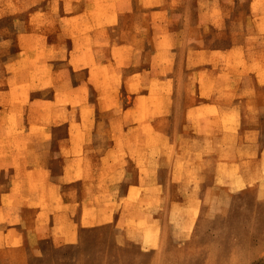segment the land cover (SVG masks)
Listing matches in <instances>:
<instances>
[{"label":"crops","instance_id":"1","mask_svg":"<svg viewBox=\"0 0 264 264\" xmlns=\"http://www.w3.org/2000/svg\"><path fill=\"white\" fill-rule=\"evenodd\" d=\"M4 1L0 0V21L23 13L26 18L6 28L0 24V216L5 209L17 220L5 228L0 221V262L3 249H12L15 243L48 240L72 245L88 229L117 226L125 216H117L113 208L121 200L128 203L131 193L141 190L142 176L147 189L158 193L165 191L160 172L167 171L169 182L182 190L188 171L194 175L207 161L199 155L201 145L213 144L203 141L197 129L218 126L222 115H237L239 126L246 129L245 138L252 129L264 135V0H47L44 9L36 0H14V13L3 7ZM152 1L158 8L154 12ZM173 6L176 17L170 18ZM153 13L162 16L158 32L152 24L143 27L132 18L125 21V16L151 18ZM152 30L153 37L159 34L142 74L143 95L127 91L137 84V74L120 68L109 74L124 86L129 98L122 118L114 119L110 127L127 130L112 136L109 151L98 152L103 138H93L86 129L102 126L93 112L110 111L107 103L114 108L117 98V90L105 88L104 45L117 54L118 63L122 59L125 64L131 59L129 49L137 48L138 33ZM11 31L14 38L8 36ZM113 31L122 36L114 39ZM11 46L15 52L9 56ZM169 62L176 63L173 76L168 75ZM28 64L37 65L41 72L30 77L19 68L11 71L13 66ZM153 80L160 85L156 91L151 88ZM171 80L178 86L170 91L165 86ZM45 93L50 97L45 98ZM73 99L80 101L79 111L93 115L78 122V133L70 122L65 123L67 135L58 141L63 147L58 153L61 170L55 174L49 152L55 128L61 126L55 116L71 111L69 105L59 108L57 104L61 100L71 104ZM137 105L150 127L171 130L160 137L132 135L135 125L130 114ZM24 127L26 132L35 128L37 134L25 135ZM241 140L245 150H251L254 141ZM137 144L145 145L142 151H137ZM157 148L161 152L154 156ZM259 151L257 158L264 148ZM127 164L135 170L132 180ZM121 174L126 184L119 195ZM3 175L11 179L4 193ZM150 198L161 197L151 194ZM8 202L30 210L31 218L23 217L24 210L3 209Z\"/></svg>","mask_w":264,"mask_h":264},{"label":"rangeland","instance_id":"2","mask_svg":"<svg viewBox=\"0 0 264 264\" xmlns=\"http://www.w3.org/2000/svg\"><path fill=\"white\" fill-rule=\"evenodd\" d=\"M36 1L39 2L41 9L45 8L47 0ZM154 2L152 1L151 5L153 12L158 10L153 5ZM3 5L13 13L17 11L14 0H5ZM22 6L26 9L28 4L25 6L22 4ZM21 8L20 6L19 9ZM175 8V6L171 7L170 18L176 17ZM161 17L159 13H153L151 18L136 14L125 16V21L132 18L143 27L152 24V29H157L155 31L158 32ZM25 18V13L20 16L3 17L0 24L6 28L15 24L16 20ZM11 32L8 36L14 38L13 31ZM121 34L113 31L111 36L115 39L122 36ZM158 34L153 37V30L138 33L137 48L129 49L131 59L125 64L122 59L118 63L117 54L111 53V47L104 45L102 71L105 77V88L110 89L111 92L117 90V98L114 108L113 104L107 103L106 107L112 108L110 111L96 112L95 110L93 112L95 120L102 123V126L86 129L91 132L93 138H103L102 144H98V152L102 149L104 152L109 151L112 136L123 135V130H127L119 126L110 127V125L114 119L119 121V118H122L123 108L128 105L129 98L125 97V92L143 95L145 80L142 74L149 67L150 54L156 50L153 44ZM143 37H145L144 40H142ZM14 52L15 48L11 46L9 56ZM166 66L170 69L168 75L173 76L176 63L169 62ZM239 67L240 65H237L236 69ZM18 68L22 72H27L30 77L41 72L37 65L31 64L13 66L11 71L17 72ZM118 68L125 70L126 74L129 72L137 74L135 76L138 79L137 84L130 86L127 91L122 84L118 86V80L115 81L114 77L109 75L114 70L118 71ZM139 74L141 76H138ZM146 84L149 88V81ZM177 86L176 81L171 80L165 89L171 91ZM151 88L156 91L160 85L153 80ZM20 97L23 98L22 95ZM44 97L49 98L50 95L45 93ZM94 98H90L91 102ZM27 102L28 98L25 97V103ZM66 105H69L71 111L56 113L55 121L61 123V126L55 128L53 133L55 140L49 147L55 174H59L61 170L58 153L63 147L62 145L60 147L58 141L67 135L65 123L70 122L75 133H78V122L85 120L88 116L91 118L93 115V113L79 111L81 104L76 99H73L71 104L61 100L57 107L63 108ZM212 114L216 115V113L209 115ZM130 119L135 125L131 134L135 136L156 137L161 132L166 133L171 130L163 126L149 127L148 123L144 122V112L138 111V105L137 111L131 112ZM114 123L116 125L118 122ZM217 123L218 126L214 128L197 129V135L203 141L209 139L213 144L201 145L199 155L207 161L201 162V169L194 171V175L188 171L182 190L177 191L176 184L169 182L167 171L160 172L159 178L161 182H165V191L158 193L153 189H147L142 176L141 190L131 193L128 203L121 200V203L113 208L117 216L121 217L122 213L125 216V219L121 218L116 223L117 226L110 223L88 229L90 231L82 232L81 238L72 245H54L48 240L38 241L35 245L26 242L21 246L15 243L14 248L3 249V260L0 264H264V153L261 154V158H257V154H260L258 150L264 148V135L261 131L258 133L256 129H252V132L248 133L249 137L245 138L246 129L239 126L238 116L234 114L230 117L222 115ZM23 130L25 135L37 134L35 128L29 129V132H26L25 127ZM241 139L254 141L250 145L251 150H245V144H242ZM136 146L137 151L143 150V144ZM95 148L96 145L93 144V150H96ZM154 152L153 155L157 156L161 149L157 148ZM241 157H244L242 162ZM126 170L129 174L131 173L130 180L134 179L133 166L127 164ZM124 178L123 174L119 177V195L123 193L126 184H124ZM9 179V176L3 175V193L7 191ZM51 179H53L52 176ZM146 179L149 180V176ZM55 188L58 190V187L55 186ZM30 189H33V185ZM60 192L62 194V191ZM151 194L159 195L161 198L151 199ZM5 207L15 212L26 211L27 214L23 217L27 219L32 216L30 210L11 206L9 202L3 205V209ZM0 221L3 222V228L17 222L16 216L5 209L3 216H0Z\"/></svg>","mask_w":264,"mask_h":264},{"label":"bare ground","instance_id":"3","mask_svg":"<svg viewBox=\"0 0 264 264\" xmlns=\"http://www.w3.org/2000/svg\"><path fill=\"white\" fill-rule=\"evenodd\" d=\"M254 3H255V2H254ZM260 8H261V7H260ZM214 12H215V11H214ZM218 12H219V11H218ZM218 12H217V13H218ZM216 19H217V18H216ZM258 20H259V19H258ZM257 23H258V22H257ZM211 35H212V34H211ZM243 41H244V40H243ZM238 51H239V50H238ZM217 54H218V53H217ZM236 58H238V57H236ZM247 59H248V58H247ZM243 61H244V60H243ZM239 65H240V64H239ZM219 67H220V66H219ZM223 67H224V66H223ZM233 67H234V66H233ZM220 69H221V67H220ZM228 75H229V74H228ZM217 77H218V76H217ZM207 78H208V77H207ZM208 79H209V78H208ZM210 80H211V79H210ZM220 81H221V80H220ZM262 81H264V80H262ZM215 82H218V81H215ZM222 82H223V81H222ZM233 84H234V83H233ZM229 88H230V87H229ZM229 88H228V89H229ZM256 91H257V90H256ZM257 93H258V92H257ZM236 95H237V94H236ZM221 96H222V95H221ZM199 111H200V110H199ZM220 115H221V114H220ZM227 115H228V114H227ZM198 117H200V116H198ZM238 118H239V117H238ZM149 127H150V126H149ZM195 127H196V126H195ZM193 129H194V128H193ZM234 131H235V130H234ZM206 133H207V132H206ZM206 133H205V134H206ZM159 137H160V135H159ZM146 138H147V137H146ZM181 140H182V139H181ZM221 140H222V139H221ZM127 141H128V140H127ZM182 141H183V140H182ZM222 141H223V140H222ZM145 142H146V141H145ZM155 142H156V141H155ZM125 145H126V144H125ZM147 145H148V143H147ZM187 145H188V144H187ZM144 146H145V145H144ZM141 148H142V147H141ZM183 148H184V147H183ZM146 150H147V149H146ZM259 150H260V149H259ZM244 153H245V152H244ZM244 153H243V154H244ZM240 156H241V155H240ZM240 156H239V157H240ZM246 156H247V155H246ZM248 156H249V155H248ZM180 157H181V156H180ZM239 157H238V158H239ZM245 161H246V160H245ZM236 163H237V162H236ZM242 165H243V164H242ZM228 166H229V165H228ZM243 166H244V165H243ZM150 168H151V167H150ZM226 169H227V168H226ZM229 173H230V172H229ZM200 175H201V174H200ZM239 176H240V175H239ZM218 178H219V177H218ZM229 179H230V178H229ZM230 181H231V180H230ZM250 181H251V180H250ZM230 184H231V183H230ZM230 184H229V186H230ZM256 191H257V190H256ZM203 193H204V192H203ZM197 205H198V203H197ZM124 210H125V209H124ZM127 215H128V214H127ZM128 216H129V215H128ZM131 218H132V217H131ZM124 219H125V218H124ZM132 219H133V218H132ZM122 220H123V219H122ZM121 222H122V221H121ZM122 224H123V223H122ZM129 224H130V223H129ZM144 226H145V225H144ZM158 226H159V225H158ZM145 227H146V226H145ZM218 256H219V255H218ZM150 263H151V262H150Z\"/></svg>","mask_w":264,"mask_h":264}]
</instances>
